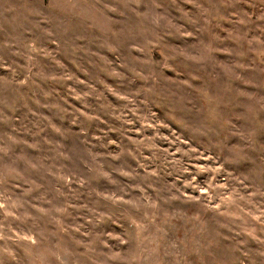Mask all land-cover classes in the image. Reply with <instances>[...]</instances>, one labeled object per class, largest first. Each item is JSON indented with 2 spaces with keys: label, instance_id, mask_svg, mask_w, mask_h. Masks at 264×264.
Here are the masks:
<instances>
[{
  "label": "rangeland",
  "instance_id": "374dc122",
  "mask_svg": "<svg viewBox=\"0 0 264 264\" xmlns=\"http://www.w3.org/2000/svg\"><path fill=\"white\" fill-rule=\"evenodd\" d=\"M0 264H264V0H0Z\"/></svg>",
  "mask_w": 264,
  "mask_h": 264
}]
</instances>
